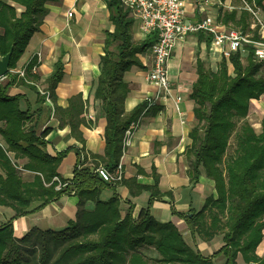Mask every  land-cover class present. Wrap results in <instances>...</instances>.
Listing matches in <instances>:
<instances>
[{
	"label": "trees",
	"instance_id": "trees-1",
	"mask_svg": "<svg viewBox=\"0 0 264 264\" xmlns=\"http://www.w3.org/2000/svg\"><path fill=\"white\" fill-rule=\"evenodd\" d=\"M12 1L24 9L18 13L8 0H0V55L14 44L10 69L44 22L49 11L47 3L58 0ZM256 1L264 9V0ZM107 4L114 30L107 32L94 88V96L102 101L107 120L106 146L104 155L95 157L112 170L124 152L126 129L139 120L147 106L143 101L126 111L128 84L123 76L134 64L145 67L137 54L153 46L158 32L153 31L144 41L134 43L133 18L128 16V10L121 0H107ZM249 18L250 13L243 8L226 11L223 16L225 22L234 21L246 32ZM199 35L205 37L204 33ZM246 51V55L238 50L229 59L222 58L217 69L207 68L198 59L199 76L190 93L196 103L197 123L189 133L192 140L185 149L188 172L194 182L199 181L202 173L210 178L216 196L208 197L202 209L187 219L200 225L199 218L207 208L213 207L206 234L223 233L224 244L211 256H204L188 245L174 223L153 218L150 207L159 192L157 187L151 188L147 207L136 216L131 202L126 211L121 209L118 193L108 200L100 199L107 181L99 175L97 166L77 167L72 179L62 181L64 184L58 187L53 178L59 175L58 166L67 150L56 155L48 153L45 137L52 127L39 132V120L29 110L20 108L19 96L9 94L16 79L14 75L0 81V135L4 141L0 145V205L15 210L12 218L0 226V264H214L213 258L220 253L227 255L225 264H236L239 253L247 262L264 264V257L256 252L264 236V119L260 132L247 122L238 128V120L249 113L251 100L264 94V60L255 57L251 46H246ZM229 64L233 66L232 72ZM33 65H28L25 75ZM63 68L59 58L47 80L52 99ZM80 97L72 98L71 107L57 109L69 116L71 125H74L72 104ZM233 133L237 141L235 152L227 155ZM20 158L27 161L20 165ZM23 170L33 172V178L24 180ZM72 193L78 196L74 225L61 230L32 228L20 238L14 236V218ZM88 200L94 201L92 209L86 207ZM35 201L39 204L31 208ZM144 248H154L159 256L149 258Z\"/></svg>",
	"mask_w": 264,
	"mask_h": 264
},
{
	"label": "crops",
	"instance_id": "crops-1",
	"mask_svg": "<svg viewBox=\"0 0 264 264\" xmlns=\"http://www.w3.org/2000/svg\"><path fill=\"white\" fill-rule=\"evenodd\" d=\"M8 2L16 6L18 13L24 9L12 0ZM47 6L49 11L40 29L32 34L16 65L10 69L9 76H3L2 80L10 79L13 75L16 77L9 94L19 96L20 108L29 110L32 117L39 120V132L47 126L52 127L45 137V148L52 155L67 150L58 166V177L61 181H70L77 167L105 166L102 160L95 157L105 153L104 131L107 120L102 101L94 96V88L100 74L101 56L105 53L107 32L114 30V23L110 19L107 0H58L48 2ZM185 7L188 18L203 19L210 16L222 28H239L234 21L223 20L226 11L247 10L242 0H224L223 5L218 0H186ZM261 10L264 9L261 7ZM69 12H73L72 17L68 16ZM128 16L133 18L131 34L134 43L144 41L148 35L142 32L140 21L130 13ZM248 22L249 33H259V27L253 28L255 19L251 13ZM199 33H204L205 37L200 38ZM199 33L182 35L170 52L169 94H159L156 85L147 79L151 66V47L137 54L144 68L134 64L124 73L123 79L128 84L126 111H131L143 101L147 102V106L133 129L129 146L121 156L124 170L122 181L106 182L100 192V199L108 200L118 193L121 209L126 211L131 202L135 206L136 216L142 208L147 207L151 188L157 187L159 192L150 207L153 218L174 223L188 245L204 256H211L224 244L223 233L213 236L206 234L213 207L207 208L199 218L200 225L187 219L193 212L202 209L208 197L216 196L214 182L204 173L198 182L191 179L185 155V149L192 140L189 133L197 123L194 112L196 103L190 93L199 76L198 59L207 68L213 69L218 68L222 59L221 46L212 38L207 40L210 34ZM242 52L243 55L247 54L246 50ZM59 58L64 64L63 75L52 99L47 80ZM31 63L34 64L32 69L25 76L20 75L19 72L25 71ZM78 95L81 97L72 104L74 125H71L69 116L57 109L69 108L72 98ZM178 96L182 98L177 108L175 100ZM0 140L4 143L1 135ZM18 161L21 165L27 158ZM25 172L24 180H31L33 172ZM138 185L144 187L139 189ZM132 191L139 192L133 194ZM38 204L39 201L33 202L31 208ZM86 207L92 209L94 201L88 200ZM77 209L78 196L74 193L63 195L14 218V236L20 238L32 228L61 230L72 226L76 223ZM14 214L15 210L11 206L0 205V226ZM202 224H205L204 228ZM263 242L264 236L256 250L260 257H264L261 248ZM226 260L225 253L213 258L214 264H225ZM236 264L258 263L247 262L239 253Z\"/></svg>",
	"mask_w": 264,
	"mask_h": 264
},
{
	"label": "built area",
	"instance_id": "built-area-1",
	"mask_svg": "<svg viewBox=\"0 0 264 264\" xmlns=\"http://www.w3.org/2000/svg\"><path fill=\"white\" fill-rule=\"evenodd\" d=\"M208 1V0H203ZM224 4V0H218ZM246 8L255 19L254 29L258 28L259 33L251 34L235 27H219L212 17L203 19L188 18L186 16V0H121L122 5L130 15L140 21L141 30L144 34L153 31L158 32L156 42L151 47V66L147 79L154 83L158 93L167 95L171 91V82L168 75L169 55L177 39L184 34H196L205 32L211 35L212 40L221 46L222 57L229 59L232 52L244 51L246 46H251L254 55L258 60H264V21L260 16L261 6L254 1L242 0ZM73 12L68 16L72 17ZM20 75L25 76L21 70ZM3 78V77H0ZM182 97L175 100L176 107ZM92 117V115H91ZM138 121L126 129L124 136V150L130 144L133 129ZM0 145L3 142L0 140ZM97 172L107 182H120L124 177V170L121 162L110 170L104 165L97 167ZM58 182V187L63 185L58 176L53 178Z\"/></svg>",
	"mask_w": 264,
	"mask_h": 264
},
{
	"label": "rangeland",
	"instance_id": "rangeland-1",
	"mask_svg": "<svg viewBox=\"0 0 264 264\" xmlns=\"http://www.w3.org/2000/svg\"><path fill=\"white\" fill-rule=\"evenodd\" d=\"M250 2L254 1L257 4L256 0H248ZM260 16L264 21V10L260 11ZM250 19V18H249ZM230 66V64H229ZM233 70V66L231 65L229 71ZM262 72L264 73V68L262 69ZM0 81H2V78H0ZM264 119V94L261 95L259 99H252L250 102V109L247 117L244 119L238 120V128L240 127L241 124L243 123H250L251 125L254 126L257 132H260L261 130V121ZM237 141L235 137V133L230 138V144L227 150V155H231L235 152V147H236ZM25 171H22V176L24 177ZM262 250H264V242L262 245ZM143 252L146 256L149 258H155L158 257V253L154 248H144Z\"/></svg>",
	"mask_w": 264,
	"mask_h": 264
},
{
	"label": "water",
	"instance_id": "water-1",
	"mask_svg": "<svg viewBox=\"0 0 264 264\" xmlns=\"http://www.w3.org/2000/svg\"><path fill=\"white\" fill-rule=\"evenodd\" d=\"M14 50V44L11 45L8 52L3 55H0V77L5 76L10 71V60Z\"/></svg>",
	"mask_w": 264,
	"mask_h": 264
},
{
	"label": "bare ground",
	"instance_id": "bare-ground-1",
	"mask_svg": "<svg viewBox=\"0 0 264 264\" xmlns=\"http://www.w3.org/2000/svg\"><path fill=\"white\" fill-rule=\"evenodd\" d=\"M222 58H224V57H222Z\"/></svg>",
	"mask_w": 264,
	"mask_h": 264
}]
</instances>
